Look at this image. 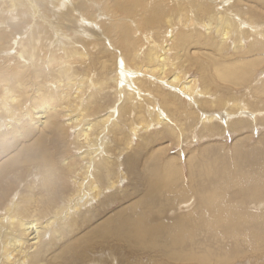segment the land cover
<instances>
[{
    "label": "bare ground",
    "instance_id": "6f19581e",
    "mask_svg": "<svg viewBox=\"0 0 264 264\" xmlns=\"http://www.w3.org/2000/svg\"><path fill=\"white\" fill-rule=\"evenodd\" d=\"M120 1L102 7L108 17L139 7ZM166 1L154 25L163 24L170 45L143 35L148 44L132 49L126 28L93 13L100 0H0V62L15 38L21 49L12 60L15 74L0 77V264H264V132L250 142L254 127L264 128V0ZM244 37L263 44L248 43L241 53ZM123 47L132 50L123 55ZM37 97L45 105L39 110ZM60 115L66 136L73 131V150L69 140L50 139ZM176 122L192 123L191 137L201 142L225 131L233 142L201 143L185 160L187 176L169 161L155 163L143 180L128 172L134 188L124 196L123 162L106 153L111 134L120 136L126 123L131 135L123 136L124 146L155 129L183 145ZM20 155L21 171L41 180L22 195L16 180L2 174L21 164ZM134 189L143 191L137 196ZM71 246L73 254L60 260Z\"/></svg>",
    "mask_w": 264,
    "mask_h": 264
},
{
    "label": "rangeland",
    "instance_id": "374dc122",
    "mask_svg": "<svg viewBox=\"0 0 264 264\" xmlns=\"http://www.w3.org/2000/svg\"><path fill=\"white\" fill-rule=\"evenodd\" d=\"M100 1H101V4H102L101 6L97 2L95 3V5H92L93 8L95 6V8L93 9V10H95V12H93V13H96V15L97 14L100 15L102 17L104 23L106 22V24H110L112 22H116V23L119 22L122 25V28H126L127 29V32L130 33V34H132V36H133V47H132V49H134V48H140L142 46H145V42L147 43V41H144L142 39V36L143 35L144 36H147L148 35V36L153 37L154 40H156V42L158 44H162V41H165L164 44L170 45V44H168L166 42V35H169V34L165 30L163 24H161L160 26H158L159 30L158 29H155L156 26L154 25V23H159L160 20L162 19V17L164 16V14H166L163 11L164 8H165V6L168 5V2L166 0H158V1L156 0L157 2H159V1H162L163 2L160 6H158L156 4H147V6H146L145 4H142V1H136V2H134V1H130V0H121L120 3L126 4V5H124V7H129L130 6V5H127V3L128 4L134 3V4H136L139 7L133 9L132 13L130 15H127L126 17H122L121 18V17H118V16L114 15V16H116V19L111 18V17H108V16H110L109 12H107V11L104 12V10L102 9V7L107 4V1L108 0H100ZM51 3H52V5L50 6V9L54 10L55 3L54 2H51ZM98 5H99V9L101 11L100 14L98 13L100 11L96 10L98 8ZM225 6L226 5L222 3L218 7L225 13L226 12L225 11ZM216 11H217L218 14H220V12H221L219 9H217ZM103 15H104V17H103ZM13 18L16 19L15 17H12L11 19H13ZM50 18H52V17H50ZM117 19H119V20H117ZM102 22L95 23V24L99 28H101L103 26V23ZM185 31L187 32L188 29H185ZM203 33L204 32H202V34ZM47 34H49V33L48 32L45 33V34L41 33L40 38H43V40L46 41L45 38H46V35ZM9 35L12 36L11 39H14L13 38V35L14 34L9 33ZM16 37H18V36H16ZM16 40H17V38H15L14 40H12L11 43L9 42V44H7V46H6L8 48V50H10V55L7 54L6 55V58L7 59L5 61H3V62H0V64H1V66H0V77H4V75H5L6 72H8L10 74H15V72H12V68H16L17 65L12 60H15L16 57H17V54H19V52L21 51L20 46L18 45V42H14L13 43V41H16ZM248 43H254V44L255 43H260V40H257V41L252 40V39H249L248 40L246 37H244L243 38V41H239V46H238L239 49L238 48L237 49L238 50H241L240 51L241 53L244 52L246 50L247 46H248ZM261 44H263V43H260V45ZM5 45L6 44H4V46ZM260 45H258V46H260ZM1 47H2V45H1ZM128 49H130V47H123L122 54L123 55H128L129 51L132 50V49H130V50H128ZM141 53H142V51L139 52V54H141ZM4 62H6V63H4ZM129 64H130V62H129ZM90 66H92V65L90 64ZM2 67H4V68H2ZM87 68L90 69V67H87ZM188 71L194 72L195 71V68H192L191 67L190 70H188ZM193 77L196 78V79H198L199 81H201L200 75L198 73L195 74ZM0 90H2V88ZM20 92L23 93L24 91L23 90H20ZM20 92L19 93L15 92V93L17 95H19V94L22 95V93H20ZM2 95L3 94L0 91V96H2ZM23 95H25V92L23 93ZM243 95L245 96V98H244L243 101H240V102L242 104H245V101L247 99V96H246V92L245 91H244V94ZM19 99L21 101H23V99L21 98V96H20ZM36 99H40V100H38L39 101V103H38V107L39 108H37V110H39V109L43 108L45 105H44V103H43V101H42L41 98L37 97ZM26 105L29 106V104L27 102H25L23 104V107H25ZM185 107L187 108L188 106L185 105ZM25 109H27V108H25ZM80 109H81V107H80ZM141 109L143 111H145V108H142L141 107ZM77 110H79V109H77ZM72 113L75 114L74 112H72ZM72 113L70 115H73ZM248 113H246V114H248V117L253 116V114H254L253 111L250 110V109H248ZM63 116L64 115H62V116L60 115V116H58L56 118L55 123L57 125V129H56L55 133L53 135H51L50 139H54L56 141L55 143H58V144H63L66 140H69L67 142H68V144H71V139L73 138L72 137L73 136V131H70L69 132V135L66 136V131L64 129L60 128V124L61 123H65L66 122V119H67L65 116L64 117ZM131 119H135V113L133 111H132V114H131ZM28 122L29 121H26V120H23L22 121L23 124H27ZM263 122L264 121H262V120L259 121V123L261 124V126L264 125ZM119 123H121V121ZM175 125H176V132H177V134L181 135V136L178 137V140L177 141H180V143H182L183 145H176L175 140L172 139L171 137H168L167 136L168 135L167 132L160 133L162 131L161 129H155L156 131L155 130H149V133H147V134L144 133V134L136 135L134 139L130 136L129 141H128L129 142L128 143L129 145L128 146H124L123 145V142L125 141V139H124L123 136H125V135H131L130 130L128 129V126H127L126 123H124V126H121L120 125L121 127H119V129L117 130V132H119L118 134H120V136L115 137V134L114 133L111 134V137L109 138V142H106L107 143V146H108V151L106 153L108 155L112 156V157H115V156L119 157V161L123 162L122 168L119 169L118 171L122 174V178L125 179V180L124 181H121L120 186H118V190H120V192H121V190L124 189L125 192H126V193H124V196H126L127 195V192H128V191H126V189H129V187L134 188L133 187V183L131 182L132 175L129 174V176H127V173L128 172H131L133 174H136V176L139 178V180H143L142 176L143 175L145 176L146 171L147 170H150L151 167L155 163H161V162H164V161H169V162L172 163V165H173V167L175 169H178V167L181 166L184 169V171L186 173V176H187V172H186L187 171V164H186V161L185 160H187V158L189 156L197 155L198 150L201 148V143H204V146L207 145L205 143H209L212 146L211 148H221L222 147L221 144L218 145L216 142H221L222 144H225L227 146H229L233 142V137L234 136L232 134H230L229 132H227V131H225L224 134H222L221 138H219V139L218 138L217 139H212V138L203 137L202 138V141L203 142H201V141H199V138H201V137H199L198 134H195L194 133L195 134L194 138L191 137L192 134H193V130H192L193 125H192V123L188 122L183 127H180L179 124H178V122H176ZM136 127H137V125H136ZM4 130H5V132L7 131V127L6 126H5V128H3V131ZM261 132H264V128L263 129H260L259 127L258 128L257 127H254L253 133H252V139L250 140V142H253L254 143L256 141L258 135H260ZM244 133L247 134V131H245ZM200 134H201V136H203L204 133H200ZM180 138H181V140H180ZM24 140L25 139H21L20 142H19V144L21 145V142H23ZM185 142H186V145L184 144ZM169 146L170 147L172 146L171 147L172 149L169 148ZM125 147L128 148V149L126 150ZM70 148L72 150L75 149V147L73 146V144H71V147ZM164 148H169V149H167L166 152H162V149H164ZM159 150L161 152H159ZM139 153H141V154H139ZM159 153H161V154L159 155ZM71 155L73 157H75L73 155V153H71ZM20 156L18 157V162L19 163H21L20 161H22L21 159H23L22 155H20ZM148 156H149V159H148V161H147V163L145 165L143 160L145 158H147ZM159 156H161L163 159L161 160L160 159L161 157L160 158H157ZM1 157L2 156H0V162H3L1 160L2 159ZM137 158H138V162H137V164H135ZM154 158L157 159V160H153ZM158 160H161V161H158ZM8 162H12V161H8ZM16 162H17V160H16ZM14 164L15 163L12 162L8 166V168H6V170H5L6 172H3L2 174H3V176H6V177H10L11 176L12 177L11 182H14L16 180V184L15 185L16 186H21V189L19 191V195H22L24 193L26 194L25 188L29 184H30V187H32V186L39 187V185L41 183V180L39 179V181H38V179H35L34 177H36V175L34 177H32V178L29 177V179H28V175H26L27 172H22L21 171L22 170V167H23L22 166L23 164L22 163L21 164H18L19 166L21 165L20 167L18 165H17V167L16 166H13ZM32 167H31V169H32ZM7 169H9L10 171L8 172ZM17 169H18V171H17ZM34 172H35V169H34ZM2 174H1V176H2ZM39 175L41 176V172L40 173L39 172L37 173V176H39ZM31 179H32V182H30ZM67 181H68V179H67ZM142 185L143 184L141 183L140 189H141ZM65 188L67 190H70L71 189L70 187H65ZM65 188H64V190H66ZM144 188H145V186H144ZM142 191L141 192H137L135 190V193L138 196V195H140L142 193ZM105 195L106 196H112L113 193H106ZM135 199L136 198L131 197V199L128 200L127 203H130L132 201H135ZM117 205L118 204H115V206L112 207V208H110L109 210L110 211L115 210L114 208ZM136 207L139 208L140 206H137L136 205ZM86 231H87V229L81 231V233H85ZM73 236H74V234L72 235V237ZM84 237H86V235H84ZM47 239H45V240H47ZM70 241H71V235H69L67 237V239H66L65 242H70ZM55 251L58 252V249H56ZM120 251L121 250H119V251L114 250L113 253H114V255H116V256H118L120 258L132 256L129 253L122 255L120 253ZM72 254H73V250H72V246H71V251L64 250L63 253L58 258L60 260L67 259ZM141 264H148V261H145L144 260V262H141ZM150 264H155V263H153L150 260ZM158 264H163V263L159 262ZM176 264H178V263H176Z\"/></svg>",
    "mask_w": 264,
    "mask_h": 264
}]
</instances>
